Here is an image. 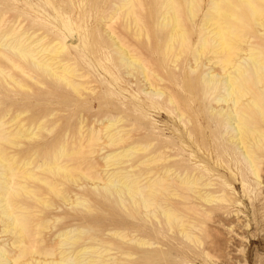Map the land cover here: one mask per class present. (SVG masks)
Wrapping results in <instances>:
<instances>
[{
    "label": "rangeland",
    "instance_id": "374dc122",
    "mask_svg": "<svg viewBox=\"0 0 264 264\" xmlns=\"http://www.w3.org/2000/svg\"><path fill=\"white\" fill-rule=\"evenodd\" d=\"M207 1L201 3L196 24L201 20ZM119 2L121 0H0V39L16 23L21 27L18 29L31 36V41L39 39L40 45L60 47L57 58L61 64L71 66L77 74L86 75L85 80L90 81L80 86V94H76L62 79L41 73L31 64L22 63L11 55L15 62L23 65L26 72L18 71L0 54V152L3 151V158L11 167L17 165L18 159H30V167H33L58 147L60 142L78 143L81 133L85 135L91 129L102 127L101 123L105 125L108 120L119 119L116 126H121L130 135V144L144 145L152 142V148H155L160 142L168 143L173 150L166 149L165 152L173 156L170 159L176 163L202 170L217 166L220 173L210 172L211 186L199 188L201 193L211 192L215 195L224 191L226 202L207 203L194 192L180 189L177 191L188 198L169 196L166 199V203L189 223L190 233L194 236V241H191L184 237L176 224L170 228L161 214H158L157 221L153 216L144 215L143 208H132L129 200L124 202V207L116 201L114 195L102 194L101 181L93 185L81 173L77 183H74L47 173L50 180L64 184L60 186L70 192V201L79 197L72 196L74 193L88 199L83 205L73 203L74 207H71L68 202L63 203L51 195L53 204L47 208L48 217L67 212L66 215H59L68 216L62 218L63 228H77L84 233L90 229L91 234L115 244H120V239L112 236V231L133 233L146 238L154 242L149 249L161 250L162 256H167L168 264H264V156L260 165L261 181L255 182L243 163L227 161H240L242 158L237 149L220 137L222 127L219 131H213L214 127L206 129L192 145L181 138L180 134L186 133V128L188 131V128L198 125L194 122L196 114L209 115L208 108L189 107L191 101H182L187 118H192L193 123H190L186 118L179 121L177 110L169 104L149 102L141 75L135 73L136 77H132L127 74V69L115 57V47L111 46L104 31L108 26L115 31V35L123 37L131 49L138 48L146 65L153 70V76L164 79L156 84L167 85L166 91L180 98L188 96L189 92L184 85L190 76L187 78L184 74L189 72L188 64L183 59L184 54L179 56L174 68L170 53L163 52L167 35L159 25L163 0H139V3H135L134 13L140 20L138 25L133 21V15L126 17L123 12L111 19ZM245 19L248 25L244 32L255 34L253 20L249 16H245ZM67 30L76 35L78 46H73L70 35L65 34ZM1 51L11 53L8 46L1 48ZM4 71L9 75H5ZM72 80L84 82V79L75 76ZM199 97L200 93L197 92L191 100ZM258 121L261 122L260 118ZM19 122L29 129L28 133L22 131L27 136H9ZM78 125L83 127L81 133L78 132ZM197 128H200L199 125ZM100 143H84L77 156L86 157V164L81 165L83 171L95 172L102 177L106 169L102 157L110 148L100 149ZM92 144H95L97 150L89 154V150L93 149ZM152 148L135 151L131 157L123 159L128 160L123 165L141 160L150 154ZM157 165L151 164L149 167L154 169ZM144 168L139 165L133 169V173L138 174ZM229 173H237L236 178L232 180L230 175V181L226 184L225 179ZM31 183L41 186L37 181ZM75 214L76 218L71 219V215ZM42 232L46 243H53L58 233L55 229L49 233L45 229ZM3 239L6 237H0V240ZM115 248L111 246L109 254L118 255ZM122 248H126L125 245Z\"/></svg>",
    "mask_w": 264,
    "mask_h": 264
},
{
    "label": "bare ground",
    "instance_id": "6f19581e",
    "mask_svg": "<svg viewBox=\"0 0 264 264\" xmlns=\"http://www.w3.org/2000/svg\"><path fill=\"white\" fill-rule=\"evenodd\" d=\"M203 1L163 0L160 5L162 11L159 15V25L167 34L164 38L163 52L170 53V61L174 68L179 56L184 54L183 59L189 68V72L184 74L187 78L190 76L184 85L189 92L188 96L180 98L166 91L167 85L156 84L163 82L164 79L157 77L156 74V77L153 76V70L146 65L138 48L131 49L125 44L126 40L115 35V31L108 26L104 31L110 39L111 46L115 47V57L127 69V74H131L132 77H136L135 73L141 75V81L147 89L144 92L149 95V102L169 104L177 110L179 121L186 118L190 123H193L192 118H187L182 101L188 103L191 101L189 107L208 108L209 115L196 114L194 117V122H197L200 128H197L198 125L188 128V131L186 128V133L180 134L184 141L192 145L206 129L214 127L213 131H219L222 127L220 137L237 149L242 158L240 161L237 159L227 161L243 163L253 180L260 182V165L264 156L262 153L264 150V0H208L201 20L196 24ZM136 2L139 3V0H121L116 5L111 19L123 12L126 17L133 15L135 24H140L134 13ZM182 14H185V17H182ZM245 16H249L254 22L253 35L245 33V27L248 25ZM14 24L15 27L5 32L4 37L0 39V54L18 71L26 72L23 65L15 62L11 55L16 56V59L22 63L31 64L41 73L62 79L76 94H80V86L90 83L85 80L86 75L77 74L78 72L76 73L71 66L61 64L57 58L60 47H52L50 44L40 45L39 39L31 41V36L18 29L21 28L20 25ZM65 34L70 35L74 47L78 46V38L73 32L67 30ZM6 46L9 47L10 54L2 53L1 48L4 49ZM3 73L9 75L5 71ZM74 76L84 79V82L73 81ZM198 83L200 86H197ZM197 92L200 93V97L191 100L192 95ZM119 121V119L108 120L105 125L101 123L103 125L99 129H91L85 135L81 133L82 125H78V132L81 133L78 143L60 142L58 147L33 167H30L32 165L30 159H18L17 165L11 167L3 158V151L0 152V237H6L0 240V264H156L157 262L168 264L167 256H162L161 250L149 249L154 242L145 240L146 238L133 233L112 231L110 234L118 237L120 239L118 243L121 245L115 244L111 240H104L91 234L90 229L84 233L77 228H63L62 218L68 216L59 215L62 213L66 215L67 212L63 211L49 218L47 208L53 204L50 200L51 195L63 203L68 202V205L73 203L83 205L82 203L88 202V199L74 193L72 196L79 197L70 201V192L60 186L62 183L50 180L47 173L74 183H77V177L81 173L85 174L93 185L96 181L98 183L101 181L102 194L114 195L116 201L124 207V202L129 200L132 208H143L144 215L153 216L157 221L158 214H161L170 228L176 224L185 238L194 241L189 223L166 203V199L169 196L188 198L187 195L177 191L180 189L194 192L207 203L226 202L227 196L224 191L219 192V195L200 191L201 186H211L210 172L218 174L220 169L217 166L205 167L203 170L191 169L176 163L170 159L173 156L165 152L166 149L173 150L168 143L160 142L155 148H152V142L144 145L130 144V135L125 133L121 126H116ZM18 125L12 128L13 133H9V136H27L22 131L27 132L29 129L24 128L21 122ZM98 141L101 142L98 144L100 149L110 148L102 157L103 167L106 168L102 177L95 172L83 171L81 165L86 164V157L77 156L84 143ZM92 145L93 149L89 150V154L97 150L95 144ZM150 148L152 150L149 155L127 166L123 165L128 163V160L123 159L131 157L135 151H147ZM151 164L158 165L153 169L149 167ZM139 165L145 167L144 170L138 174L133 173V169ZM36 169L38 171H35ZM73 172L76 173L75 176L72 175ZM236 174L229 173V176L227 174L226 184L230 181V175L234 180ZM225 175L226 173L223 172V176ZM33 181L39 182L41 186H34L31 183ZM142 181L145 182L141 183ZM73 218H76V214L71 215V219ZM44 229L48 233L52 229L58 232L53 243L45 242L42 232ZM48 236L52 237V235ZM122 245L126 248H122ZM111 246H116L118 255L109 254ZM144 247L146 249L143 250ZM137 254L141 255L135 257Z\"/></svg>",
    "mask_w": 264,
    "mask_h": 264
}]
</instances>
